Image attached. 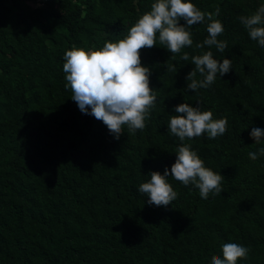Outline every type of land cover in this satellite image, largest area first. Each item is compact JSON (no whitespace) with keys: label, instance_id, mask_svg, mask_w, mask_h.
I'll return each instance as SVG.
<instances>
[{"label":"trees","instance_id":"16d2710c","mask_svg":"<svg viewBox=\"0 0 264 264\" xmlns=\"http://www.w3.org/2000/svg\"><path fill=\"white\" fill-rule=\"evenodd\" d=\"M152 3L0 0V264H211L229 242L250 249L239 264H264V157L248 156L260 147L252 127L264 128V51L239 23L264 0H194L206 13L220 9L224 53L195 47L208 36L207 20L180 54L141 49L158 97L143 131L125 126L115 139L65 88L67 50L122 39ZM208 50L233 70L187 90L195 65L181 55ZM173 64L177 73L167 70ZM185 101L228 122L223 138L185 141L221 177L222 194L204 201L194 185L169 177L178 198L149 205L138 187L175 162L181 142L167 121Z\"/></svg>","mask_w":264,"mask_h":264},{"label":"clouds","instance_id":"9594fccd","mask_svg":"<svg viewBox=\"0 0 264 264\" xmlns=\"http://www.w3.org/2000/svg\"><path fill=\"white\" fill-rule=\"evenodd\" d=\"M219 15L218 7L214 13H206L194 0H153L151 10L140 16L122 39L108 40L100 48L73 47L67 50L63 57L65 88L71 89V97L80 111L102 121L115 139L124 133L125 126L128 134L143 131L158 97L155 88L150 87L151 69L142 63L141 49L160 45L171 54H180L182 49L193 46V26L207 20L208 36L195 47H214L224 53L228 42L218 37L225 28L219 19H214ZM239 23L250 42L264 51V7L249 19L240 18ZM181 59L195 65L186 77L187 90L194 92L209 88L217 76L222 78L233 70L232 61L227 57L216 58L212 50L192 57L184 52ZM167 70L178 72L175 64L167 66ZM197 73L203 78L197 79ZM173 111L175 114L170 115L167 126L168 132L181 142L175 151L176 160L170 168L165 167L163 173H149L150 179L138 187V192L146 195V202L157 207H167L178 198L169 177L184 186L194 185L204 201L222 194L221 177L214 175L198 151L185 141L204 134L210 139L223 138L228 122L215 119L213 111L203 110L200 103L193 106L185 101L174 105ZM249 135L254 144L260 146L248 153L249 159L258 161L264 157V128L252 127ZM221 251L222 258L213 257L211 264H239L240 260L248 258L250 249L229 242L221 245Z\"/></svg>","mask_w":264,"mask_h":264},{"label":"built area","instance_id":"2783aa9c","mask_svg":"<svg viewBox=\"0 0 264 264\" xmlns=\"http://www.w3.org/2000/svg\"><path fill=\"white\" fill-rule=\"evenodd\" d=\"M44 1H46V0H44Z\"/></svg>","mask_w":264,"mask_h":264},{"label":"water","instance_id":"95a60500","mask_svg":"<svg viewBox=\"0 0 264 264\" xmlns=\"http://www.w3.org/2000/svg\"><path fill=\"white\" fill-rule=\"evenodd\" d=\"M27 23V22H26Z\"/></svg>","mask_w":264,"mask_h":264}]
</instances>
